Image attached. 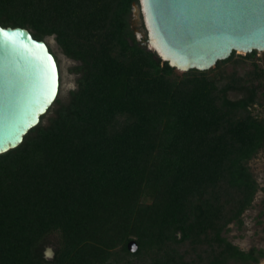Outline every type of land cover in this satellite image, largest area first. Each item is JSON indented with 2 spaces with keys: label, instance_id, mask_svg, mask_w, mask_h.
Wrapping results in <instances>:
<instances>
[{
  "label": "trees",
  "instance_id": "obj_1",
  "mask_svg": "<svg viewBox=\"0 0 264 264\" xmlns=\"http://www.w3.org/2000/svg\"><path fill=\"white\" fill-rule=\"evenodd\" d=\"M136 1L0 0L2 27L53 37L78 76L68 101L56 98L22 143L0 155V264L264 257L224 237L231 223L241 228L259 189L247 166L264 148L256 52L180 73L134 40ZM51 235L58 243L46 258Z\"/></svg>",
  "mask_w": 264,
  "mask_h": 264
},
{
  "label": "water",
  "instance_id": "obj_2",
  "mask_svg": "<svg viewBox=\"0 0 264 264\" xmlns=\"http://www.w3.org/2000/svg\"><path fill=\"white\" fill-rule=\"evenodd\" d=\"M129 28L176 71H208L233 52H264V0H137ZM49 48L25 28L0 25V155L22 143L58 96L60 71Z\"/></svg>",
  "mask_w": 264,
  "mask_h": 264
},
{
  "label": "rangeland",
  "instance_id": "obj_3",
  "mask_svg": "<svg viewBox=\"0 0 264 264\" xmlns=\"http://www.w3.org/2000/svg\"><path fill=\"white\" fill-rule=\"evenodd\" d=\"M45 41L49 44L52 53L56 57L60 71V89L57 99L62 103H66L69 99L70 91L76 88V79L78 76L72 71V69L77 64L70 59H67L61 53L53 37L45 38ZM255 59L264 69V52H256ZM228 96L230 99L234 100L241 95L231 92ZM255 112L263 115L264 109L255 107ZM49 115L50 114H47L46 117ZM45 121L46 118L44 119L43 124H45ZM247 166L256 180L259 189L255 193L250 207H248L241 215L243 223L241 228H238L234 223H231L228 226V230L224 233V237H226V239L233 245H236L240 250L247 251L249 248L254 247L264 251V237L259 224V221L264 219V208L260 205L264 196V148L260 149L254 155V157L247 163ZM260 213L263 215V218H260ZM57 243V235H51L47 238L43 247L44 255L47 258H50L52 255ZM256 264H264V257Z\"/></svg>",
  "mask_w": 264,
  "mask_h": 264
},
{
  "label": "flooded vegetation",
  "instance_id": "obj_4",
  "mask_svg": "<svg viewBox=\"0 0 264 264\" xmlns=\"http://www.w3.org/2000/svg\"><path fill=\"white\" fill-rule=\"evenodd\" d=\"M50 49V48H49ZM50 51H51V49H50ZM51 53H52V51H51ZM53 54V53H52ZM54 55V54H53ZM56 58V57H55ZM56 61H57V59H56ZM57 64H58V62H57ZM261 207L262 208H264V196H263V198H262V201H261ZM261 214V213H260ZM263 215H264V212H263ZM263 215L261 214V216H260V218H263ZM260 223V226H261V232H262V235H263V237H264V219H261L260 221H259ZM251 248H249L248 250H250ZM255 249H257L258 250V248H255ZM247 250V251H248Z\"/></svg>",
  "mask_w": 264,
  "mask_h": 264
},
{
  "label": "snow or ice",
  "instance_id": "obj_5",
  "mask_svg": "<svg viewBox=\"0 0 264 264\" xmlns=\"http://www.w3.org/2000/svg\"><path fill=\"white\" fill-rule=\"evenodd\" d=\"M41 47H42V45H41ZM50 59H51V57H50ZM53 67H55V65L53 64Z\"/></svg>",
  "mask_w": 264,
  "mask_h": 264
}]
</instances>
